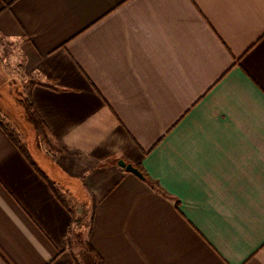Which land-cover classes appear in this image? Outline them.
I'll return each mask as SVG.
<instances>
[{"label":"crops","instance_id":"obj_1","mask_svg":"<svg viewBox=\"0 0 264 264\" xmlns=\"http://www.w3.org/2000/svg\"><path fill=\"white\" fill-rule=\"evenodd\" d=\"M0 37L52 144L0 127V264H264V0H0Z\"/></svg>","mask_w":264,"mask_h":264},{"label":"rangeland","instance_id":"obj_2","mask_svg":"<svg viewBox=\"0 0 264 264\" xmlns=\"http://www.w3.org/2000/svg\"><path fill=\"white\" fill-rule=\"evenodd\" d=\"M22 64L18 43L0 37V112H2V118L6 117V120L17 122L16 126L19 129L14 128L20 133L21 142L27 146L26 148L35 159L40 160L44 157V146L39 141L33 126L25 119L23 107L18 102V98H25L32 79ZM19 95L21 97H18ZM82 216H76V218L77 222H82L79 226L84 229L81 232V238L84 239L88 232L89 215ZM91 263L94 264V261L92 260Z\"/></svg>","mask_w":264,"mask_h":264},{"label":"trees","instance_id":"obj_3","mask_svg":"<svg viewBox=\"0 0 264 264\" xmlns=\"http://www.w3.org/2000/svg\"><path fill=\"white\" fill-rule=\"evenodd\" d=\"M30 88L28 89L25 98L20 100V103L22 104L25 119L33 126L38 139L44 143V145L51 149V139L49 136V133L43 124V122L40 120L37 112L35 111L32 100H31V92ZM0 127L5 132L7 137L10 139V141L25 155V157L28 159L27 150L25 148V145L21 142L18 132L10 125L8 124H2L0 122ZM95 264H104L101 260L98 262L95 261Z\"/></svg>","mask_w":264,"mask_h":264},{"label":"water","instance_id":"obj_4","mask_svg":"<svg viewBox=\"0 0 264 264\" xmlns=\"http://www.w3.org/2000/svg\"><path fill=\"white\" fill-rule=\"evenodd\" d=\"M118 165L120 167H122L126 172H129V173L135 175L136 177L143 179L142 173L137 168L133 167L132 165L126 164L123 161H119Z\"/></svg>","mask_w":264,"mask_h":264}]
</instances>
